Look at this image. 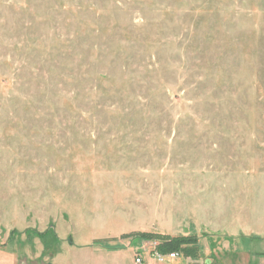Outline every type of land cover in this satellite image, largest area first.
<instances>
[{"label": "rangeland", "instance_id": "obj_1", "mask_svg": "<svg viewBox=\"0 0 264 264\" xmlns=\"http://www.w3.org/2000/svg\"><path fill=\"white\" fill-rule=\"evenodd\" d=\"M157 247L264 264V0H0V264Z\"/></svg>", "mask_w": 264, "mask_h": 264}, {"label": "built area", "instance_id": "obj_2", "mask_svg": "<svg viewBox=\"0 0 264 264\" xmlns=\"http://www.w3.org/2000/svg\"><path fill=\"white\" fill-rule=\"evenodd\" d=\"M146 256L149 259H151L150 261H152L154 263H158V264H168L177 258L176 253L163 254V253L158 252L156 249H154L153 251L147 252ZM134 263L135 264H141L142 263L141 258L136 257L134 259Z\"/></svg>", "mask_w": 264, "mask_h": 264}, {"label": "trees", "instance_id": "obj_3", "mask_svg": "<svg viewBox=\"0 0 264 264\" xmlns=\"http://www.w3.org/2000/svg\"><path fill=\"white\" fill-rule=\"evenodd\" d=\"M130 236H127V237H125V238H129ZM177 239H172L169 243H167L168 245H169V247L171 248V249H173V248H176V247H180V246H184L185 245V243H182V242H177L176 241ZM165 244V243H164ZM163 244V245H164ZM165 246V245H164ZM187 246V245H186ZM183 248H187V247H183ZM158 252H160V253H167V252H164V251H161L160 250V248L159 247H157V249H156ZM184 250V252H185V249H183ZM188 257H190V255H187Z\"/></svg>", "mask_w": 264, "mask_h": 264}, {"label": "crops", "instance_id": "obj_4", "mask_svg": "<svg viewBox=\"0 0 264 264\" xmlns=\"http://www.w3.org/2000/svg\"><path fill=\"white\" fill-rule=\"evenodd\" d=\"M136 256H137V255H136ZM132 264H135V263H134V259H133V263H132Z\"/></svg>", "mask_w": 264, "mask_h": 264}]
</instances>
